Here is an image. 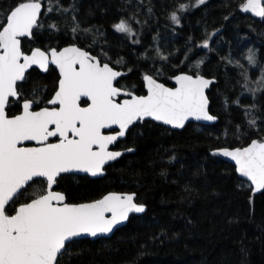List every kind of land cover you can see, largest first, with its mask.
<instances>
[{
    "label": "snow or ice",
    "instance_id": "obj_1",
    "mask_svg": "<svg viewBox=\"0 0 264 264\" xmlns=\"http://www.w3.org/2000/svg\"><path fill=\"white\" fill-rule=\"evenodd\" d=\"M207 3L175 0L160 7L166 19L180 26L183 14ZM222 7L230 9V4ZM156 8L153 0H139L129 14L122 5L112 34H121L122 45H141L145 26L158 20ZM239 10L264 20V0H244ZM93 15L89 8L81 18L80 0H68L67 5L63 0H15L0 11V264H62L65 257L71 264L80 254L76 245L81 239L106 237L131 214L145 213L147 205L135 192L116 191L71 202L58 190L62 181L81 173L103 176L106 166L136 151L113 146L133 133L143 137L144 127L152 122L184 129L189 121L219 120L208 94L216 77L203 72L211 59L207 53L193 59V54L208 50L219 55L213 38L222 34L223 25L211 32L205 26L199 43L189 36L175 52L164 50L154 36L153 48L136 53L137 62H144L137 67L113 52L102 26L88 23ZM233 15L229 10L223 20L230 22ZM240 57L246 65L231 51L220 56L226 70L230 65L238 70L233 91L236 86L240 91L231 103L224 96L222 104L229 115L225 135H232L234 143L211 155L233 161L237 186L247 182L255 194L264 192V60L252 47ZM253 69H259L255 78ZM37 71L55 74L50 89L31 87ZM134 71L139 85L122 83ZM233 107L240 111L239 123H233ZM239 141L243 143L235 146ZM160 175L168 173L162 170ZM191 191L185 187L189 197ZM172 237L162 230L152 239L163 243Z\"/></svg>",
    "mask_w": 264,
    "mask_h": 264
},
{
    "label": "trees",
    "instance_id": "obj_2",
    "mask_svg": "<svg viewBox=\"0 0 264 264\" xmlns=\"http://www.w3.org/2000/svg\"><path fill=\"white\" fill-rule=\"evenodd\" d=\"M14 2L0 0V11H6ZM63 2L67 5L68 0ZM80 2L81 18L91 8L94 15L87 18L88 23L100 25L108 32L113 52L124 55L130 66L144 64L137 62L136 53L143 52L145 47L153 48L155 43L174 52L182 49L189 36L199 43L205 26L211 32L223 25L222 34L215 38L216 42L222 40L223 46L218 50L219 55L210 53L211 63L203 69L206 76L218 79L208 91L211 110L219 116L217 123L190 122L184 129L174 130L152 122L144 127L143 137L135 138L133 133L117 142L118 149L134 147L136 151L107 166L103 177L76 175L62 181L59 190H63L71 202L97 199L110 191H133L138 201L148 206L144 214L132 215L127 225L111 238L81 239L76 245L80 254L73 257L71 264H264V192L251 193L247 182L239 188L234 165L211 155L212 150L234 143L232 135H225L229 115L222 104L224 96H228L231 103L240 91L238 86L233 91L238 70L231 65L226 70L220 56L232 53L234 46L244 40L253 44L259 58L264 60V20L240 12L239 5L244 0H208L207 5L183 14L182 24L177 26L166 19L160 7L165 3L170 6L175 0H153L158 20L153 19L145 26L142 44L122 45L121 34L113 35L111 24L121 14L122 5L128 7L131 14L139 0H132L131 5L128 0ZM225 3L230 4V9L222 7ZM229 10L234 15L230 22L224 21L223 16ZM140 18H144L143 14ZM154 36L157 37L155 43ZM203 51L194 50L193 59ZM54 75L34 72L31 87L50 89ZM124 82L139 85L137 72L130 73ZM248 102L242 99V103ZM230 111L233 123L241 122L240 111L234 107ZM241 143L243 141L235 142V146ZM172 156L176 159L170 162ZM162 170L167 171V177L160 175ZM197 172L200 174L196 175ZM186 186L192 189L190 197L185 193ZM186 218L192 223L188 224ZM162 230L169 237L173 233L179 235L164 239L163 243L153 240V234L159 237ZM66 261L67 257L62 264Z\"/></svg>",
    "mask_w": 264,
    "mask_h": 264
},
{
    "label": "rangeland",
    "instance_id": "obj_3",
    "mask_svg": "<svg viewBox=\"0 0 264 264\" xmlns=\"http://www.w3.org/2000/svg\"><path fill=\"white\" fill-rule=\"evenodd\" d=\"M245 42L246 41L243 40L241 43L236 44L234 46V50L232 52V55L236 59H241V63H244L246 65L247 64L246 60L245 59H242L240 57L241 51H243V53L246 55L247 48L252 47V48H254L256 50H257V48L253 44H251L249 42L248 43L247 42L245 43ZM222 46H223L222 40H217V42L215 43V45L213 47L216 48V49H218V50H220L222 48ZM205 53H207V55L209 56L211 52H208V50H204L202 55H204ZM251 75H252L253 78H255L256 76H258L259 75V69H253L251 71Z\"/></svg>",
    "mask_w": 264,
    "mask_h": 264
},
{
    "label": "water",
    "instance_id": "obj_4",
    "mask_svg": "<svg viewBox=\"0 0 264 264\" xmlns=\"http://www.w3.org/2000/svg\"><path fill=\"white\" fill-rule=\"evenodd\" d=\"M240 11V10H239ZM240 12H242V11H240ZM243 13V12H242ZM244 14H246V15H249V16H251V17H254V16H252V14H250V13H244ZM254 18H258V17H254ZM221 32H222V29H221ZM219 35V34H218ZM215 38L216 37H214L213 39L215 40ZM217 81H218V79L216 78V83H217ZM169 86H171V84H169ZM211 87H212V85L210 86V88H209V90L211 89ZM208 90V91H209ZM219 121V120H218ZM218 121H216V122H204V121H189L188 123H190V122H194V123H199V124H202V125H212V124H215V123H217ZM157 123V122H156ZM187 125V124H186ZM166 127H168V128H170V129H173V128H171V126H166ZM174 130H182V129H174ZM126 138V137H125ZM122 139H124V138H121V140ZM115 150H122V149H115ZM213 151V150H212ZM125 154H127V153H125ZM216 157H218V156H216ZM219 158H221V159H223V160H226V161H228V162H230V163H232L233 165H234V162L233 161H230V160H228L227 158H223V157H219ZM112 163H114V162H112ZM106 168H107V166H106ZM105 174H106V171H105ZM104 174V175H105ZM78 175H87V176H90V175H88V174H83V173H81V174H78ZM103 175V176H104ZM103 176H97V177H92V176H90V177H92V178H98V177H103ZM243 179V178H242ZM116 192H133V191H116ZM136 193V192H135ZM258 193H260V192H258ZM137 194V193H136ZM147 209H148V206H147ZM147 211V210H146ZM142 214H144V213H142ZM142 214H131L130 215V217L132 216V215H142ZM130 219V218H129ZM129 222V221H128ZM128 222H126L124 225H122V226H118V229L119 228H121V227H123V226H125V225H127V223ZM117 230H114V232L113 233H111V234H108L106 237H100V238H88V239H91V240H97V239H101V238H111L114 234H115V232H116ZM87 238V237H86ZM83 239H85V238H83Z\"/></svg>",
    "mask_w": 264,
    "mask_h": 264
},
{
    "label": "flooded vegetation",
    "instance_id": "obj_5",
    "mask_svg": "<svg viewBox=\"0 0 264 264\" xmlns=\"http://www.w3.org/2000/svg\"><path fill=\"white\" fill-rule=\"evenodd\" d=\"M125 139V138H124ZM123 140V139H122ZM119 142V141H118ZM113 149L115 150V149H118L117 147H116V145L115 146H113ZM78 175V174H77ZM78 176H85V175H78ZM59 190V189H58Z\"/></svg>",
    "mask_w": 264,
    "mask_h": 264
}]
</instances>
